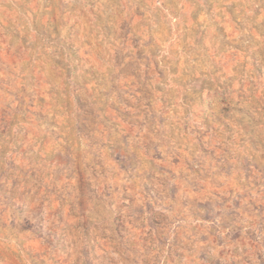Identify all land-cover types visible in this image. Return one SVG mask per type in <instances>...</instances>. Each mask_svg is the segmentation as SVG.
<instances>
[{"label": "clouds", "instance_id": "clouds-1", "mask_svg": "<svg viewBox=\"0 0 264 264\" xmlns=\"http://www.w3.org/2000/svg\"><path fill=\"white\" fill-rule=\"evenodd\" d=\"M0 264H264V0H0Z\"/></svg>", "mask_w": 264, "mask_h": 264}]
</instances>
